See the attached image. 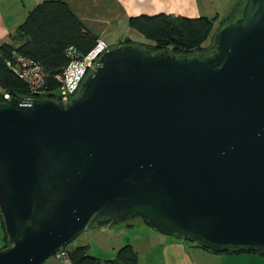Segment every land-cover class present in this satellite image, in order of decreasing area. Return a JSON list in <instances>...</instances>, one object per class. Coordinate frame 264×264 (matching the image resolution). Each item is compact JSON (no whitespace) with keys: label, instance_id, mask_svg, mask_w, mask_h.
Segmentation results:
<instances>
[{"label":"water","instance_id":"obj_1","mask_svg":"<svg viewBox=\"0 0 264 264\" xmlns=\"http://www.w3.org/2000/svg\"><path fill=\"white\" fill-rule=\"evenodd\" d=\"M0 215V264H43L132 219L264 252V0H245L210 52L120 44L69 100L0 103Z\"/></svg>","mask_w":264,"mask_h":264},{"label":"trees","instance_id":"obj_2","mask_svg":"<svg viewBox=\"0 0 264 264\" xmlns=\"http://www.w3.org/2000/svg\"><path fill=\"white\" fill-rule=\"evenodd\" d=\"M244 2L245 0H242L237 3L231 13L221 20L216 28L214 24L218 16L186 18L157 14L131 17L128 19L129 28L133 29L143 40L126 38L116 45H109V48L120 44H132L153 53L165 49H170L177 55L210 52L213 49L215 31L224 23L235 21L241 14ZM208 39L211 40L210 44L203 47ZM98 40V37L87 28L64 1L41 2L28 13L25 20L10 35L9 41L0 44V103L5 101L4 94L15 98L59 100L56 95L58 83L55 77L70 62L68 51L73 50L75 58L82 57L94 47ZM14 55L30 58L41 66L44 73V86L40 92H30L27 85L12 70L8 63ZM0 231L2 233L0 250H2L8 246V241L1 215ZM190 242L199 246L196 241L190 240ZM61 250L66 252L69 264H139L138 254L129 244L119 248L110 260H101L89 255L87 246H78L69 251L66 248H61ZM244 252L264 255L261 251L246 250H228L225 253ZM58 261L63 263L61 260Z\"/></svg>","mask_w":264,"mask_h":264},{"label":"crops","instance_id":"obj_3","mask_svg":"<svg viewBox=\"0 0 264 264\" xmlns=\"http://www.w3.org/2000/svg\"><path fill=\"white\" fill-rule=\"evenodd\" d=\"M46 0H0V44L8 42L17 27L25 20L38 4ZM87 26V28L108 45H116L124 39L134 38L137 34L128 26L131 17L157 14L182 16L186 18L208 17L203 5L210 0H61ZM242 0H234L229 12L217 22L225 19L234 6ZM229 4L221 0L220 5ZM217 6V5H216ZM215 6V8H216ZM217 10V8H216ZM129 34L121 39V31ZM138 35V34H137ZM139 36V35H138ZM121 39V40H120ZM135 40V39H133ZM161 236V235H160ZM155 264H264V255L260 253H213L206 251L194 242L180 241L172 237L161 236L156 241ZM139 264L140 261H139ZM153 264V263H151Z\"/></svg>","mask_w":264,"mask_h":264},{"label":"rangeland","instance_id":"obj_4","mask_svg":"<svg viewBox=\"0 0 264 264\" xmlns=\"http://www.w3.org/2000/svg\"><path fill=\"white\" fill-rule=\"evenodd\" d=\"M202 1L204 3V0ZM210 1L212 4H209L210 5L209 9L207 8L208 2L206 3V5H203V8L205 9L204 12L208 17L213 16L218 12L220 17L226 16V14L229 12L231 8L230 7L231 4L234 3V0H229V4L220 5L221 0H210ZM217 26H218V22L214 24L215 28ZM121 32H122L120 35L121 39H123L124 36H127L129 34V30H124ZM137 38L143 40V38L139 37L137 34H135L134 38L132 39H137ZM210 41L211 40L208 39L203 44V47H207L210 44ZM1 234L2 233L0 231V238H1ZM161 236L148 229L142 223L141 220L132 219L126 222L118 223L117 225L110 227L106 231L91 230L85 232L80 236H78L65 248L66 250L69 251L78 246H87L89 255L99 258L101 260H110L115 256L116 251L119 248H121L125 244H129L137 252L138 259L141 264H151V263L155 264L157 258H154L153 260V257L155 256L157 246L155 247L154 244H156V241L160 239ZM0 246H1V239H0ZM43 264H63V263L58 261L54 256H51Z\"/></svg>","mask_w":264,"mask_h":264},{"label":"built area","instance_id":"obj_5","mask_svg":"<svg viewBox=\"0 0 264 264\" xmlns=\"http://www.w3.org/2000/svg\"><path fill=\"white\" fill-rule=\"evenodd\" d=\"M108 49L109 45L99 39L94 47L82 57L75 58L74 51H68L71 60L63 71L55 77L58 83L56 95L59 100H69L76 95L88 74L89 67ZM8 64L27 85L30 92L38 93L41 91L44 86V73L39 64L21 55H14ZM9 97L8 94L3 95L5 100ZM54 255L57 260L69 264L67 254L61 248Z\"/></svg>","mask_w":264,"mask_h":264}]
</instances>
